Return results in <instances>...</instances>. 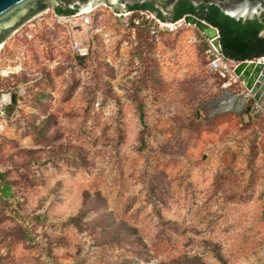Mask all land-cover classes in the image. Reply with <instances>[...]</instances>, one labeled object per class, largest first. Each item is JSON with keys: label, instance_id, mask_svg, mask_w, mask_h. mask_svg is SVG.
<instances>
[{"label": "rangeland", "instance_id": "374dc122", "mask_svg": "<svg viewBox=\"0 0 264 264\" xmlns=\"http://www.w3.org/2000/svg\"><path fill=\"white\" fill-rule=\"evenodd\" d=\"M99 3L82 60L50 11L0 45V264H264V94L194 25ZM222 89L248 101L206 116Z\"/></svg>", "mask_w": 264, "mask_h": 264}, {"label": "water", "instance_id": "95a60500", "mask_svg": "<svg viewBox=\"0 0 264 264\" xmlns=\"http://www.w3.org/2000/svg\"><path fill=\"white\" fill-rule=\"evenodd\" d=\"M179 1L182 0H0V45L29 19L49 7L77 11L89 9L99 2H104L116 12L121 13L129 11V7L135 3L149 2L154 6V10L150 13L156 17L160 14L162 18L160 20L163 23H172L175 21L174 9ZM185 1L192 3L195 9L200 3L215 5L224 14L240 19L243 23L255 19L259 22L264 20V0ZM182 18L187 24L194 25L205 38L212 40L221 52L215 27L191 13H185ZM234 73L244 81L248 93L254 99H259L262 92L264 93V64L252 60H241L234 67Z\"/></svg>", "mask_w": 264, "mask_h": 264}, {"label": "trees", "instance_id": "16d2710c", "mask_svg": "<svg viewBox=\"0 0 264 264\" xmlns=\"http://www.w3.org/2000/svg\"><path fill=\"white\" fill-rule=\"evenodd\" d=\"M134 11L151 12L154 6L149 2L135 3L129 7ZM57 12L70 13L72 11L62 8H55ZM185 13H191L199 18L204 19L208 24L216 28L221 54L234 61L251 59L253 57L264 54V37L259 33L264 29V20H251L243 23L240 19H234L224 14L218 7L212 4L200 3L198 8L189 1H179L174 9L175 20ZM157 18L162 19L160 14ZM141 28L146 27L148 30L152 22L140 21L138 24ZM82 60L83 57H78ZM142 111L138 106V117L142 120ZM0 193L2 197L8 198L11 194L10 186L4 180L3 173L0 171ZM78 221H75L77 224Z\"/></svg>", "mask_w": 264, "mask_h": 264}, {"label": "built area", "instance_id": "2783aa9c", "mask_svg": "<svg viewBox=\"0 0 264 264\" xmlns=\"http://www.w3.org/2000/svg\"><path fill=\"white\" fill-rule=\"evenodd\" d=\"M98 4H100V3H97L92 8H89L86 10L72 11L70 13H60V12H57L54 7H49V8H46L45 10H43L42 12L38 13L37 15L32 17L31 19H29L19 29L25 28L26 30L24 31V35L27 38H31V36H32L31 28L39 25V23L46 16V15H44V13H47V11H50L49 15L51 18H53L57 22L67 24V26L69 28V30L67 32L70 33V39H69L70 50L78 57H85L88 54V46L75 34V31H77L78 29H81L84 26H87L91 22L90 12H92V10L95 9V7ZM104 5H105V3H104ZM111 11L115 16L120 18V22L122 24H124V25L128 24L127 19H121V16H126L127 14L130 13V11L126 12V13H119V12H116L112 8H111ZM182 16L180 18L176 19L175 21H173L172 23H163L160 19H157L156 22L160 26V28H162V29H169V28L175 27L176 24H178V23H182V24L187 25V23L183 21ZM153 26H155V25H153ZM151 31H154V29L152 28ZM132 32H133V30H132ZM259 35L264 37V29H262L260 31ZM213 49H214V57L210 61V67L212 69L218 71L219 74L222 76H224L226 72H228V71L230 72V70H231V72H230L231 75L238 78V76L234 73V67L236 66V64L239 61H234V60L225 58L221 54V52L218 51V49L215 46L213 47ZM250 60L264 64V54L253 57L251 59H247V61H250ZM229 64H232L231 69L229 67L230 66ZM22 69H23V67H22L21 60H19V59L15 60V59L11 58L8 61V64L2 68L1 72H2V75L8 76L12 73L19 72ZM2 95L3 94L0 95V102H2L1 101Z\"/></svg>", "mask_w": 264, "mask_h": 264}, {"label": "bare ground", "instance_id": "6f19581e", "mask_svg": "<svg viewBox=\"0 0 264 264\" xmlns=\"http://www.w3.org/2000/svg\"><path fill=\"white\" fill-rule=\"evenodd\" d=\"M86 10V9H85ZM258 89V88H257ZM264 93L262 92V95ZM3 100L6 97H2ZM248 101L247 96H242L238 94H234L227 89H222L221 93L215 97L207 100L202 108L206 111V116H211L212 114L223 112L229 109H233L235 111H239Z\"/></svg>", "mask_w": 264, "mask_h": 264}]
</instances>
